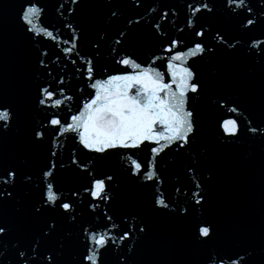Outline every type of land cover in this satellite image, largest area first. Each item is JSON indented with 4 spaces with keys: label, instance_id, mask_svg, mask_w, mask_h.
Masks as SVG:
<instances>
[{
    "label": "water",
    "instance_id": "water-1",
    "mask_svg": "<svg viewBox=\"0 0 264 264\" xmlns=\"http://www.w3.org/2000/svg\"><path fill=\"white\" fill-rule=\"evenodd\" d=\"M24 2L25 0H0V104L9 105L19 113L18 122L4 138L5 148L0 154V168L14 165L35 173L44 163L48 141L46 139L44 146L39 148L28 146L26 140L31 129L39 128L48 112L69 116L78 114L76 109L82 107L88 94H95L89 87L93 81H88L76 71L77 67H83L80 58L75 55L66 57L62 51L70 46L63 41L72 35L71 30L64 25L87 21L86 31L79 41V52L84 57L93 59L96 79L131 72L130 68L126 70L116 63L126 54L142 66H153L166 73L164 65L170 54L163 51V48L169 38L180 36L181 33L172 28L169 22H163V30L168 36L157 38L152 35L150 25L158 19L157 12L171 11L174 8L178 15H170V20H175L177 27H185L187 9L186 0H142L143 7L140 8L129 7V0H111V7L119 8L122 15L115 25H110L106 20L109 7L106 0H88L87 7L76 17L67 13L61 16L56 11L61 3L69 8L75 7L70 0H39L46 10L42 17L43 23L54 32L58 42L43 40L38 43L41 38L26 33L18 19ZM150 7L157 9V12H150ZM141 16V25L134 26L129 38L121 45H116L114 41L118 38L117 29L124 28L128 17L138 19ZM98 33L105 36L99 49L93 47L94 42L98 41ZM183 38L190 46L191 30H186ZM205 43L213 46L209 36ZM183 50L186 51L187 48L184 47ZM44 52L48 55H42ZM57 57L60 58L58 62ZM156 57L161 59L156 60ZM41 59L45 61L47 68H41ZM73 59L77 61L76 64L71 63ZM153 60L156 61L155 64H152ZM189 65L202 85L199 95L190 94L188 105L195 111L198 131L190 149H178L173 145L156 158L162 184L154 185L142 177L131 176L128 171L130 162L127 159L132 155L131 152L114 150L103 159L96 160V154L87 153L78 145L73 138L75 134L56 138L58 147L55 150L60 153L59 159L70 169L61 172L60 186L64 189L63 195H69V188L79 189L81 193L80 197L74 198L78 202V222L61 223L59 229L60 235L68 231L73 234L71 247H66L63 255L58 257L59 264H69L71 256L80 251L79 245L84 242L81 225L91 228L97 223L96 215H88L83 210L84 206L79 204L80 199L86 196L83 188L89 183L90 177L76 171V165L71 164L73 153L83 161L91 157L95 163L92 169L95 175L107 173L114 177L110 192L115 198L108 205L101 203L98 209L101 214L107 210L113 216V222L120 226L112 229L109 235L118 236L125 222L129 227L142 220L148 225L147 235L139 239L133 235L125 244H120L118 240L113 242L112 250L103 254L102 264H117L120 255L127 256L129 264H205L207 256L216 252L222 255L227 253L234 258H237L236 253L247 256L251 252L257 262L264 256V137L260 134L253 136L246 131H242L235 141L222 137L218 129L221 112L215 107L214 101L223 97L225 102L238 103L242 113V128L249 119L254 125L261 123L216 50L189 60ZM49 71L51 76L48 75ZM60 78L64 79L62 86L55 84ZM164 82H171L166 74ZM50 83L53 87H63L65 95L73 97L72 100H65L61 109H44L37 105L38 89ZM134 91L133 89V93ZM57 98L63 99L59 95ZM47 131L51 137V129ZM152 146L156 145L142 146L135 152V158L146 163ZM189 168L193 171L189 172ZM197 183L202 185L207 194V202L203 208L192 206L194 197L191 193L200 191L196 188ZM157 189L171 202V208L176 209L175 212L150 211L153 194ZM20 195L23 200H30L38 196V192L33 185V191L28 196H23V193ZM183 208H188V213L177 214ZM13 216L9 206L5 218L11 220ZM203 222L213 228L214 234L207 244L202 245L195 240L193 229ZM36 230V226L14 227L9 238L11 242L7 248L0 249V255L7 254L15 264L16 255L12 243H18L21 249L26 250ZM55 246L54 243L46 245L48 248ZM129 247L133 249L131 253L128 251ZM224 264H228L227 256H224Z\"/></svg>",
    "mask_w": 264,
    "mask_h": 264
},
{
    "label": "snow or ice",
    "instance_id": "snow-or-ice-1",
    "mask_svg": "<svg viewBox=\"0 0 264 264\" xmlns=\"http://www.w3.org/2000/svg\"><path fill=\"white\" fill-rule=\"evenodd\" d=\"M87 2L88 0H70L75 7L69 8L61 3L56 11L61 16L67 13L76 17L87 7ZM106 3L109 5L106 20L110 25H115L122 13L119 8L111 7V0H106ZM221 3L225 13L230 18L238 20L241 32L248 33L258 25H264V0H221ZM129 7H143V2L129 0ZM185 7L187 15L185 27L182 28L177 27L175 20H170V15L172 17L178 15L174 8L171 11L159 12L155 8L149 9L150 12H157L158 16V19L150 25L154 37L168 36L163 30V22H169L172 28L181 33L180 36L169 38L163 48V51L170 54L164 65L166 73L158 71L153 66H142L126 54L116 63L126 70L130 68L131 72L125 71L122 74H110L106 79H96L93 59L86 58L79 52V41L86 31L87 21H78L75 25L69 22L64 25L71 30L72 35L68 40L63 41L70 46L63 48L62 51L66 57L75 55L80 58L83 67H77L76 71L88 81H93L89 87L95 91V94H88L82 107H77L78 114L69 116L48 112L39 128L31 129V134L26 140L28 146L39 148L44 146L46 139L48 141L46 158L37 172H27L14 165L0 168V249L8 247L14 227H37L26 250L21 249L18 243H12L16 255L15 264H59L58 257L62 256L63 250L71 247L72 244V232L68 231L60 235L59 229L61 223L78 222V202L74 198L80 197L81 193L79 189L69 188L67 189L69 195H63L64 189L60 186L61 172L70 169L59 159V151L55 150L58 147L57 137L75 134L73 138L78 145L85 152L96 154V160L103 159L114 150L131 152L132 155L127 157L131 176L142 177L143 180L151 181L154 185L163 183L158 174L156 158L173 145L178 149L192 147L198 129L195 111L188 105L190 94L199 95L202 85L197 81L189 60L202 57L205 52L212 53L217 46L221 49L226 46L227 49L235 51L241 40L236 37L229 38L221 28L214 29L205 19L216 15L215 5L210 4L208 0H197L195 3L193 0H186ZM45 11L39 0H25L21 5L18 19L26 33L41 38L38 43L43 40L58 42L54 32L43 23L42 17ZM142 19V16L138 19L128 17L124 28L117 29L118 38L114 43L121 45L126 41L134 26L141 25ZM186 30H191L190 46L183 38ZM212 31L215 32L213 39L216 45L208 46L205 40ZM104 40L105 36L98 33V41L94 42L93 47L99 49L100 42ZM250 41L247 44L250 55L259 56L260 61L264 62V39L251 37ZM184 47L187 48L186 51L183 50ZM42 55L47 56L48 53L44 52ZM59 59L57 57V62ZM160 59L161 57H156V60ZM155 62L153 60L152 64ZM71 63L76 64L77 61L73 59ZM39 64L41 68H47L43 59L39 60ZM165 74L170 78V83L164 82ZM48 75H52L51 71ZM55 84L64 85V79L56 80ZM57 95L63 99L57 98ZM36 99L38 107L61 109L65 100H72L73 97L66 96L63 87H53L50 83L38 89ZM214 104L221 112L218 129L222 137L235 141L239 139L242 131L264 137V124L254 125L249 119L242 128L241 109L235 101L225 102L223 97H219ZM224 109L227 111L225 112ZM18 120L19 113L15 109L0 104V154L5 148L4 138ZM48 129H51V137L48 136ZM145 144L156 145L150 148V157L146 163L135 158V152ZM71 164L76 165V171L90 177L89 183L83 188L86 196L80 199L79 204L84 206L83 210L88 215H96L97 223L91 228L81 225L84 242L79 245L80 251L71 256L69 264H102L103 254L112 250L113 242L118 240L120 244H125L133 235L139 239L147 235L148 225L142 220L139 224L129 227L125 222L118 236L109 235L112 229L120 226L113 222L114 218L107 210L101 214L98 209L101 203L108 205L114 200L115 197L110 192L114 177L107 173L95 175L92 170L95 163L91 157L83 161L77 159L73 153ZM188 171L192 172L193 169L189 168ZM33 185L38 196L23 200L20 193L25 197L28 196L33 191ZM196 188L200 191L191 193L194 197L192 206L198 205L203 208L207 202V194L200 183L196 184ZM176 191L180 192V189ZM9 206L14 213L11 220L5 218ZM162 210L176 211L171 208V202L157 189L153 194L150 211ZM188 211V208H183L177 214H187ZM133 219L136 217L133 216ZM193 234L195 240L203 245L212 239L214 232L207 222H203L194 226ZM49 243H54L56 246L46 247ZM128 251L131 253L133 249L129 247ZM224 256L228 257V264H264V256L257 262L251 252H248L247 256L236 253L237 258L227 253L223 255L219 252L214 255L210 253L205 264H217V261L218 264H224ZM0 264H13V260L7 254L0 255ZM117 264H129L128 257L120 255Z\"/></svg>",
    "mask_w": 264,
    "mask_h": 264
}]
</instances>
